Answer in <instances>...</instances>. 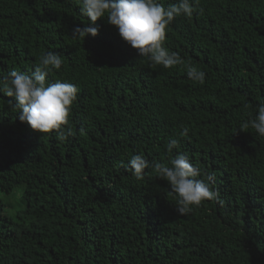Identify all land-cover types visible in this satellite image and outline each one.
<instances>
[{"label": "trees", "instance_id": "16d2710c", "mask_svg": "<svg viewBox=\"0 0 264 264\" xmlns=\"http://www.w3.org/2000/svg\"><path fill=\"white\" fill-rule=\"evenodd\" d=\"M106 19L73 37L88 23L78 0H0V78L53 51L63 64L48 81L79 89L64 141L21 122L0 93V264H264V136L240 129L264 103V0H198L167 26L164 46L203 70L202 84L139 56ZM136 153L165 164L186 153L223 205L178 215L166 180L122 166Z\"/></svg>", "mask_w": 264, "mask_h": 264}, {"label": "clouds", "instance_id": "9594fccd", "mask_svg": "<svg viewBox=\"0 0 264 264\" xmlns=\"http://www.w3.org/2000/svg\"><path fill=\"white\" fill-rule=\"evenodd\" d=\"M79 11L88 20L85 27H74L73 37H85L88 34H98V18L107 16V22L116 27L118 35L139 56L146 57L153 65H160L165 69L183 66L190 80L203 83L206 73L191 63H185L179 53L169 51L164 46L166 28L178 16L191 18L198 8V0H177V3L165 7L160 0H78ZM63 64L60 54L48 51L41 55L34 71L25 73L11 70L0 78V93L13 97L8 104L21 122H26L31 129L40 133L55 131L57 138L66 140L72 135V128L68 125L71 105L77 98L78 87L68 81H48L53 70H59ZM249 127L259 136H264V103H260L253 117L244 123L241 130ZM189 128L181 126V135L187 136ZM179 146L177 139H171L166 150L171 153ZM126 169L132 170V175L143 179L145 169L152 168L157 177L166 180L171 192L177 196L176 211L178 215H187L193 206H200L202 201L208 200L223 205L219 192L212 187L213 175L204 173L194 166L186 153H177L169 158V163H150L142 154L130 156Z\"/></svg>", "mask_w": 264, "mask_h": 264}, {"label": "rangeland", "instance_id": "374dc122", "mask_svg": "<svg viewBox=\"0 0 264 264\" xmlns=\"http://www.w3.org/2000/svg\"><path fill=\"white\" fill-rule=\"evenodd\" d=\"M9 197H10V195L4 196V199L3 200L6 202V205H7L8 209H9V207H11L12 210L14 209L13 211H15L20 206H19V204H18V202H17L16 199L9 198ZM10 216H15V212L14 213H11Z\"/></svg>", "mask_w": 264, "mask_h": 264}, {"label": "bare ground", "instance_id": "6f19581e", "mask_svg": "<svg viewBox=\"0 0 264 264\" xmlns=\"http://www.w3.org/2000/svg\"><path fill=\"white\" fill-rule=\"evenodd\" d=\"M110 42V41H109Z\"/></svg>", "mask_w": 264, "mask_h": 264}]
</instances>
